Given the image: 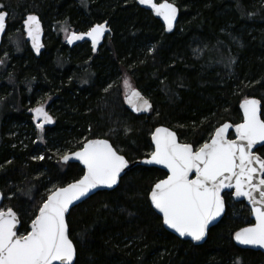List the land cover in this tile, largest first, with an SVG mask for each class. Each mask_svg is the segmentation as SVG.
<instances>
[{"label":"trees","instance_id":"obj_1","mask_svg":"<svg viewBox=\"0 0 264 264\" xmlns=\"http://www.w3.org/2000/svg\"><path fill=\"white\" fill-rule=\"evenodd\" d=\"M169 1L179 8L171 33L136 0H0L8 12L0 46L1 208L18 213L19 233L29 230L50 186L82 175L80 165L62 163L58 155L85 139L106 138L133 161L151 152L158 125L198 148L221 123L241 121L242 99L258 98L264 111V0ZM29 13L38 15L46 37L39 58L19 30L7 39ZM101 22L110 33L96 52L88 42L69 48L50 31L61 24L86 31ZM124 79L149 99L147 115L125 107ZM47 98L55 122L40 132L30 109ZM256 151L264 157V145ZM164 176L135 166L114 189L72 208L66 221L77 249L74 264H264L259 251L232 241L252 220L230 193L223 194L225 213L202 244L165 230L148 201Z\"/></svg>","mask_w":264,"mask_h":264},{"label":"snow or ice","instance_id":"obj_2","mask_svg":"<svg viewBox=\"0 0 264 264\" xmlns=\"http://www.w3.org/2000/svg\"><path fill=\"white\" fill-rule=\"evenodd\" d=\"M163 19L166 30H173L178 9L169 0H138ZM0 5V8H3ZM7 13L0 11V34L7 27ZM107 22L97 24L86 33L65 30L67 42L91 41L93 51L104 33ZM24 30L39 53L40 21L35 15L24 20ZM126 103L133 112H148L151 103L132 88L125 79ZM111 87V85H109ZM107 91V89H105ZM242 121L224 123L216 128L209 141L198 148L180 143L175 132L158 127L151 135L153 150L140 161L167 170L166 178L156 182L150 192L151 206L161 215L162 223L180 237L203 241L209 225L225 211V189L236 199L243 198L251 206L254 224L241 228L234 239L240 245L264 248V157L256 155V145H264V111L261 101L245 98L240 103ZM30 111L38 131L53 124L54 118L43 104ZM235 139L229 138V130ZM37 159L43 160L40 156ZM75 159L83 165L80 179L67 186L54 187L31 220L30 230L19 233V215L12 208H0V264H74L77 249L69 235L66 214L76 201L92 190L117 185L130 161L107 139H85L74 153L64 154L63 163ZM238 264V262H237Z\"/></svg>","mask_w":264,"mask_h":264},{"label":"water","instance_id":"obj_3","mask_svg":"<svg viewBox=\"0 0 264 264\" xmlns=\"http://www.w3.org/2000/svg\"><path fill=\"white\" fill-rule=\"evenodd\" d=\"M155 2H163V0H160V1L155 0ZM169 2H172V1H169ZM172 3H174V2H172ZM136 4H137L139 7H141V8H143V9H145V10L151 12V14H152L156 19H158V20L162 23V25H163V29H164V32H165V33H171V32L174 31V28H175V26H176V23H177V20H178V17H179V8L177 7V5H176L175 3H174V5L177 7L178 12H177V19H176V21L174 22L173 30H172L171 32H169V31L166 30V27H165V25H164L163 19L160 18V17L155 16V14L152 12V10H151L150 8H148V7L144 6V5L139 4V3H138V0H136ZM0 11H5V10H0ZM5 12L8 14L7 11H5ZM28 15H35V16H37L38 19H39V17H38V15L35 14V13H29V14H26V15L23 17L22 22H21L22 32L24 33V37H25V39H26V41H27V45H28V47H29L31 53L34 55V57H35V58H39L41 52H42L43 49H44V42H43V41H44V29H43V25H42V22H41L40 19H39V21H40V28H41L40 36H39V42H40V44H41L42 46H41L40 49H39V53H37V51L32 47V41L28 38L27 33H26L25 30H24V20L26 19V17H27ZM7 19H8V15H7ZM103 23H105V22L96 23V24L92 25L91 27H93V26H95V25H97V24H103ZM106 26H107V28H108V31H106V32L104 33L103 37H102V38L100 39V41L98 42L95 51H93L91 41H90L89 39H87V37H86L84 40L74 41L72 44H69V43L67 42V39H65V45H66L67 47H69V48H72V47L76 46V45L79 44V43L88 42L89 45H90V47H91L92 52H96V51L98 50V48L103 44L104 39H105V38L107 37V35L110 33V28H109V26H108V25H106ZM91 27H90L88 30H86V31H70V32H75V33H77V34L86 33V32H88V31L91 29ZM5 32H6V30H5ZM5 32H4L3 34H0V46H1L2 38H3V36L5 35ZM134 89L137 90V91H139L137 88H134ZM139 92H140V91H139ZM140 93H141V92H140ZM141 95H142L145 99H147V100L149 101V99H148L144 94L141 93ZM248 99H258V98H256V97H248ZM243 100H244V99H242V100L240 101V103H241ZM258 100H259V99H258ZM149 102H150V101H149ZM123 103H124L125 107H126L130 112H132V113H134V114H137V115H141V114H143V115H147V114L150 112V111H148V112H133L132 109H131V107L126 103V97H125V96L123 97ZM240 103H239V105H238V108H239V111H240V113H241V117H242V111H241V109H240ZM35 107H37V106H35ZM35 107H33V108H35ZM45 109H46V108H45ZM46 111H47V109H46ZM30 114H31V117H32V120H33V115H32V112H31V111H30ZM49 114H50V113H49ZM50 115H51V114H50ZM53 118H54V117H53ZM241 121H242V119H241ZM241 121H239V122H237V123H240ZM224 123H230V124H233V123H231V122H229V121H225V122L221 123L220 125H218L216 128L222 126ZM235 124H236V123H235ZM235 124H233V125H235ZM51 125H52V124H51ZM51 125H45V127H48V126H51ZM158 127H165V128H168L170 131L175 132L173 129H171V128L165 126V125H158V126H156V127L153 129L152 133H153V132L155 131V129L158 128ZM216 128L214 129L212 135L214 134ZM152 133H151V135H152ZM175 133H176V132H175ZM229 133L232 135V137H230V135H229V138H230V139H235V131H234V128H233V129H230V130H229ZM151 135H150V140H151ZM176 135H177V133H176ZM212 135H211V136H212ZM177 138H178V136H177ZM210 138H211V137H210ZM210 138H209V140H210ZM91 139H106V138H91ZM107 140H108V139H107ZM209 140H208V141H209ZM108 141H109V140H108ZM178 141H179L180 143H184V142L180 141L179 138H178ZM109 142H110V141H109ZM188 144H189V143H188ZM151 145H152V141H151ZM262 146H263V145H260V144L256 145V146L254 147V149H253V152H254L256 155H259V156H260V154H258L256 150H257L258 148L262 147ZM81 147H82V146H81ZM81 147H80V148H81ZM80 148H79V149H80ZM153 148H154V146L152 145V150H153ZM79 149L74 150V151L69 152V153H66V154H69V155H70L71 153H74L75 151H78ZM152 150H151V151H152ZM146 157H147V156H146ZM146 157H143V158H140V159H135V160H133V161H130L129 168H128V169H125V171L121 174V177H122V176H123V175H124L129 169H131V168H133V167H135V166L140 165V166H145V167H154V168H158V169L162 170V171L165 173V176H164L162 179H165V178H166V173H167V170H166V169L162 168V167L159 166V165H146V164H143V163L140 162V161L144 160ZM261 157H262V156H261ZM60 161H61V159H60ZM61 162H62V161H61ZM62 163H63V162H62ZM67 163H77L78 165L81 166V168H82V170H83V165L80 164V162H79L78 160H75V159H69V161H68ZM82 175H83V172H82ZM82 175H81V176H82ZM81 176H80L78 179H80ZM78 179H77V180H78ZM160 180H161V179H160ZM74 181H76V180H74ZM74 181H72V182H74ZM158 181H159V180H158ZM158 181H156V182H158ZM72 182H70V183H72ZM156 182H155V183H156ZM118 183H119V182H118ZM155 183H154V184H155ZM68 184H69V183H68ZM154 184H153V185H154ZM117 185H118V184H117ZM117 185L113 186V188H111V189H109V188H104V187H100V188H97V189L92 190L87 196L82 197L81 200L76 201L72 206H70V210H71L72 208H74L75 206H77L78 204H80V203H82L83 201H85L86 199H88L89 197H91L92 195H94L95 193H97L98 191H109V190L114 189ZM153 185H152V186H153ZM64 186H67V184H65ZM151 188H152V187H151ZM150 190H151V189H150ZM233 191H234L233 189H225V190H224V193H230L231 198H232L233 201H235V202L243 201V202L245 203V205H246V206L249 208V210H250V218H251V220H252V224H254V223H255V219H254V217L251 215V206H250V205L248 204V202H247L246 200H244L243 198L236 199V198L231 194ZM149 192H150V191H149ZM224 193H222V195H223ZM47 196H48V195H47ZM148 197H149V193H148ZM2 198H3V197H2V194H1V192H0V208H1ZM46 198H47V197H46ZM45 200H46V199H45ZM148 201H149V204H150V206H151V202H150L149 198H148ZM151 208H152L153 211H154V212H155V213L161 218V221H162V217H161V215H160V214H159V213H158V212H157L152 206H151ZM38 210H39V209H38ZM70 210H69V212H70ZM69 212L66 214V216L69 214ZM37 213H38V211H37ZM37 213H36V214H37ZM224 213H225V211H224ZM224 213L221 215V217L217 218V220L213 221V222L209 225V229H210L212 226L216 225V224L221 220V218L223 217ZM30 224H31V222H30L29 225H28V229H29V230H30V227H29ZM162 226L164 227L165 230H167L168 232H170L171 234H173V235L176 236L177 238H179V239H181V240H184V241H189V242H191L193 245H200V244H202V243L206 240V237H207V235H206V237H205V239H204L203 241H200V242L197 243V242H193V241H191V239H190L189 237H180L177 233L173 232L171 229H168L165 225H163V223H162ZM248 226H250V224H249V225H246V226H243V227H241V228L248 227ZM19 227H20V224L18 225V229H19ZM241 228H239V229H237L236 231H234V233H233V235H232V241H233V243H234L238 248H240V249H249V250H253V251H259V252L263 255V261H264V248L254 247V246H250V245H240V244H238V243L235 241V239H234L235 233H236L237 231H239ZM208 231H209V230H208ZM207 233H208V232H207ZM74 261H75V260H74Z\"/></svg>","mask_w":264,"mask_h":264},{"label":"rangeland","instance_id":"obj_4","mask_svg":"<svg viewBox=\"0 0 264 264\" xmlns=\"http://www.w3.org/2000/svg\"><path fill=\"white\" fill-rule=\"evenodd\" d=\"M20 31L21 33H22V36H23V38H24V41H25V43L27 44V41H26V39H25V37H24V33L22 32V28L20 29H15V30H13V31H11V33H9L8 34V36H7V39L9 38V36H11L13 33L14 34H16L17 35V31ZM57 31V32H59L60 34V39H61V41L65 44V39H66V36H65V30H67L68 32H70V31H78L77 29H75V28H71V27H67V26H65V25H63V24H61L59 27H58V29H56L54 26H50V31ZM46 36V35H45ZM16 38H17V36H16ZM44 38H46V37H44ZM8 44V41L6 42V45ZM5 45V47H7ZM0 56H2V53L0 54ZM125 80V79H124ZM124 80H122V82H121V89H122V98L125 96V93H126V89H125V87H124ZM132 86V85H131ZM132 88H133V86H132ZM48 102H49V99L47 98V100H45V101H42L40 104H43V106L47 109V111L51 114V109L48 107ZM40 104H38V105H40ZM37 105V106H38ZM36 105H34L33 107H35ZM32 107V108H33ZM66 154V153H65ZM64 154H60V155H58L59 157L61 156H63ZM54 187L53 186H50L48 189H47V191L49 192L50 190H52Z\"/></svg>","mask_w":264,"mask_h":264}]
</instances>
